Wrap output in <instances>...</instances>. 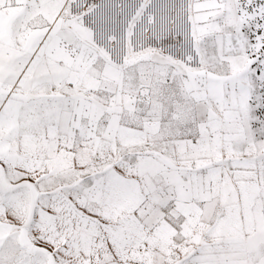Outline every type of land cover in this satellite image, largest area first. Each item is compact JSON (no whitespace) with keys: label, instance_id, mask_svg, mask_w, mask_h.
Masks as SVG:
<instances>
[{"label":"snow or ice","instance_id":"snow-or-ice-1","mask_svg":"<svg viewBox=\"0 0 264 264\" xmlns=\"http://www.w3.org/2000/svg\"><path fill=\"white\" fill-rule=\"evenodd\" d=\"M0 264H264V0H0Z\"/></svg>","mask_w":264,"mask_h":264}]
</instances>
